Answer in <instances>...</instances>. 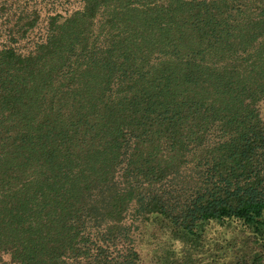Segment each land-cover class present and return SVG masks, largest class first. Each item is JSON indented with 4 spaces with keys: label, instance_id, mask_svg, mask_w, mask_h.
I'll list each match as a JSON object with an SVG mask.
<instances>
[{
    "label": "trees",
    "instance_id": "16d2710c",
    "mask_svg": "<svg viewBox=\"0 0 264 264\" xmlns=\"http://www.w3.org/2000/svg\"><path fill=\"white\" fill-rule=\"evenodd\" d=\"M40 20L0 0V252L143 264L150 219L193 255L213 225L264 246V0H81ZM250 251L224 264H261Z\"/></svg>",
    "mask_w": 264,
    "mask_h": 264
},
{
    "label": "rangeland",
    "instance_id": "374dc122",
    "mask_svg": "<svg viewBox=\"0 0 264 264\" xmlns=\"http://www.w3.org/2000/svg\"><path fill=\"white\" fill-rule=\"evenodd\" d=\"M80 5L81 0H36V6L41 14L38 31L42 29L48 13L65 12ZM25 46L26 43H23L20 47ZM247 233V230L237 225L210 226L203 235L201 245L193 255L188 245L182 246L175 242L167 232L159 229L158 222H152L150 219L145 221V224L139 222V228L133 232V243L140 252V261L143 264H159L158 258L166 254L183 258V252L186 253V251L192 254L193 264H224L239 254H249L252 248L264 252V246L248 241ZM0 264H12L7 253L0 252ZM261 264H264V258Z\"/></svg>",
    "mask_w": 264,
    "mask_h": 264
}]
</instances>
